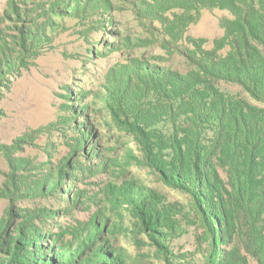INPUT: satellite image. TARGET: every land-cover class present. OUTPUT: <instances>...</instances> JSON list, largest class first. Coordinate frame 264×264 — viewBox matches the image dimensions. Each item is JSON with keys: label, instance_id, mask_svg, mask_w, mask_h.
<instances>
[{"label": "rangeland", "instance_id": "rangeland-1", "mask_svg": "<svg viewBox=\"0 0 264 264\" xmlns=\"http://www.w3.org/2000/svg\"><path fill=\"white\" fill-rule=\"evenodd\" d=\"M242 7L241 0H0V70L8 79L0 91V228L14 206L15 224L43 236L38 248L56 257L52 264L87 262L68 257L92 249L88 236L97 233L101 252L118 264L203 262L204 228L189 195L137 161L134 123L142 128L144 104L168 95L171 81L190 76L217 41L226 43L220 52L231 48L225 23ZM168 120L147 125L170 135ZM61 167L63 189L46 196ZM136 183L177 208L166 248L130 214L131 199L119 195L122 207L108 200L111 193L118 201L113 194L124 184L140 190Z\"/></svg>", "mask_w": 264, "mask_h": 264}, {"label": "trees", "instance_id": "trees-1", "mask_svg": "<svg viewBox=\"0 0 264 264\" xmlns=\"http://www.w3.org/2000/svg\"><path fill=\"white\" fill-rule=\"evenodd\" d=\"M241 4L242 9H232L234 19L225 23L231 48L222 53L226 43L217 41V49L209 50L190 76L171 81L168 95L160 93L159 101L144 104L139 118L145 128L134 123L138 129L133 135L142 151L137 161L158 172L166 185L188 194L201 220L204 234L198 238L207 248L200 264H249V257L264 264V0ZM6 75L0 70V91ZM221 82L237 86L238 93L222 90ZM164 116L173 129L170 135L147 125L148 119ZM66 174L62 167L56 172L46 196L63 189ZM136 185L140 190L133 193L127 184L117 189L113 195L118 201L107 193L108 200L122 207L119 195L126 197L124 202L131 199L130 205H137L128 208L130 214L166 248V230L176 221L177 208L166 204L157 190L142 192L144 186ZM16 214L11 205L0 228V264H52L56 257L48 258V248H38L43 236L25 232L28 222L15 224ZM100 238L98 233L88 236L93 248L83 242L86 247L68 260L118 264L113 252H101Z\"/></svg>", "mask_w": 264, "mask_h": 264}]
</instances>
